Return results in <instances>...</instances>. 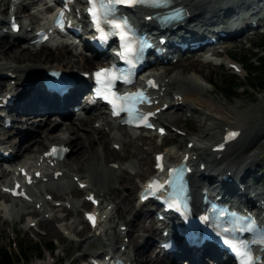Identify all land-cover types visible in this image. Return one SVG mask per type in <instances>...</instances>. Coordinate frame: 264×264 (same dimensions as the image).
I'll return each instance as SVG.
<instances>
[{
    "label": "bare ground",
    "instance_id": "bare-ground-1",
    "mask_svg": "<svg viewBox=\"0 0 264 264\" xmlns=\"http://www.w3.org/2000/svg\"><path fill=\"white\" fill-rule=\"evenodd\" d=\"M172 1L175 5H181L188 13V18L183 21L181 28L170 31V34L172 36H175L176 32L180 29L182 31L186 30L187 32H189V34H191L192 31L199 29L201 25H204L202 26V32H213V30L210 28L216 26L215 23H217L218 21L222 23V21L226 20L228 21V26L232 27L237 25V27L234 28L238 29V27L243 22L245 23V21H247L248 18L254 14L258 1H261L264 5V0ZM35 2L36 0H25L24 4L16 5L11 14L19 17L21 13H24L25 9H28V6H37V3ZM201 3L207 5L205 6L207 8L202 10V8L200 7ZM1 11L4 15H7L8 7H2ZM144 14H147V12H145ZM27 15L28 16H26V18H28L29 23L25 24V26L36 22V24H38L39 19H36V16L34 14ZM262 17H264V15ZM262 17L260 19H262ZM10 37L7 34L0 35V97H2L6 93L14 95L13 103L11 104V106H9L8 109L10 110V113L15 114L17 115V117H19L17 118L18 121H20L19 123H17L18 126L22 127V124L26 122L32 123L33 120H37L38 122L36 123V126L32 132H26V127H22L23 129L21 130L12 128L13 130L11 132L9 130H6L9 132L6 134L4 139H0V147L8 150L10 156H12L13 158L15 157V160H23V165L27 168H32L35 164L39 165V163L44 160L40 158V153L42 151L37 154L38 157L28 158V156H26L27 154L33 153V150L35 148L39 149L43 146L47 147L48 144L54 143L55 139L60 140V142L58 143L68 148L67 153H65L61 161H56V165L52 167L44 168L45 174H43V176H46L47 180H51L53 179L51 177L52 172L55 170H60L62 173L58 178L59 181L52 183L53 186L55 185L54 188H56L58 192L74 189L75 186L77 190H86L85 194H92L93 198L98 201L97 207H100V209L98 210L101 211L100 213L102 215L97 219V227L91 231L93 232L92 236L86 238L82 244L85 245L86 243H90L92 240L101 242L102 237L108 234V230H110L111 228L107 227V221H110L111 216L109 215V212L108 214H105V212L102 211L103 208H105L102 206V204L106 203L107 205H109L111 202L114 203L118 199V202L114 203V208L117 210V212H119L120 210V218L125 221V225H129V230H127L126 227L125 229L124 227L121 229L119 228V226L124 225V223L119 224L118 232H121L122 237L129 236L130 239L127 240L126 243H122L118 248L115 247L114 244H109L107 246L106 252H104V255L108 254L109 252L118 253L120 256L125 258L128 264H186L185 261L182 262L183 260H181L182 263H180V260H177L176 257L174 258V261L172 259L165 260L158 254L159 249L157 250L158 247L156 246L155 240L156 235H159L160 232L158 223L155 222L153 217H150L148 223L146 224V217L142 216L140 213V205L138 203L137 207L133 204L131 205L130 198H128L127 196H121L115 192V185L112 181H109L110 177H108V175L111 172L117 170L120 167L119 164L115 167H107L105 170H103V175H100L98 170L95 169V164H93L95 163L94 160L96 162H102V159L105 160L116 155V152L112 151L108 147V142H111L112 140V143L119 144L120 141L119 136H116L115 134L112 135V139H107L104 137V135H100V150L98 151L96 150L97 148L93 147V144L90 140L91 133H97L98 129L103 125H109L103 115L95 113H83L82 115H77L76 117L72 118L69 117L71 116V111H69L68 109L63 113L61 122H55L53 123L54 125L52 124L51 126L44 125L45 127L43 126V123H45L47 115L43 118H40L38 116L39 119L30 118L33 117L31 116V114L36 113L37 110L48 112L49 107L52 108V106L49 105V102L52 101V104H54L55 101L54 96L46 97L42 93H38L36 95L34 94L33 91H36V84L39 81L37 73H35L38 69H44L47 67H54L57 69L62 68L69 71L71 74L75 71H83L91 68L94 60L89 57H81L80 55L78 56L76 54H73L71 50L66 46H56L53 48L49 47V45L47 44H42L38 48L33 47L30 44L19 46L13 41L14 39H16V37H18V35L13 34ZM231 37L234 38V36ZM103 58L104 54L99 55V61ZM45 61H49L51 63H45ZM52 62L56 64H52ZM232 68L234 70H237L236 64ZM5 74H13V76H6ZM195 74L191 78H180L179 75H175V77L173 78H160L159 75H155L159 82V89L156 92L157 97L155 98L158 100V103L153 105V108L160 106L163 102H168V107L163 111H159L157 119L158 124L160 126H164L165 132H167V128L165 127V123L161 121L160 117L164 115L166 116L165 120L171 119L172 114H170L171 112H169L171 109L173 110V113H175L181 107L188 106L189 110H195L196 112L203 111L201 108H195V103L201 102H199V98L196 97H198V95L200 96V94L205 93V91L207 92L209 86L207 87L205 85L204 82H206L207 79L204 76L198 77L195 76ZM21 81H24L25 85H22L20 83ZM10 82H14V85H11ZM194 94L195 96H190ZM167 95H169V98L166 101ZM42 98H44L45 100H42ZM68 100L69 94L63 97V103H66V101ZM189 100L192 101V103H187V101ZM210 107L209 104H206V106H204V110L208 112V114H200V116L204 118V121L203 123L201 122V125L203 127L200 131L199 136H190L188 138H185L186 142L184 146H182V150H185L188 156L193 155L194 151L196 153H202L203 150H209L208 157L201 156V153L198 154L200 155V160L198 163H203L206 166V170L202 169L201 171L200 169H196L195 174H200V179L204 180L205 182H208L218 174H227L228 176L225 181H220L217 183L215 187L217 192L216 194L224 197L231 195L236 199H246L248 197L247 190H249V188L245 186V179L243 180V178L246 175L248 176V174L250 175L254 171L255 167L259 164L260 159L263 160L264 158V149H262L264 148V144L258 145L259 139L264 136V121H258L255 124L251 125L252 129L250 132H253L252 134H250L248 141L239 143L237 140L230 141L224 144L221 140L223 134L228 129L240 130V137L238 138L241 139L242 135L244 134L243 130L245 129L246 120L240 117L231 118L218 108L213 109ZM93 119H95V121H93L92 123L98 122V124H96L95 127H92V129H89L88 126L90 120ZM76 124L77 126H75ZM57 125H61L62 127L61 131L59 130V133H56ZM79 129H82L83 131L78 132ZM64 133H66V137H60V135H64ZM125 133L126 132L122 134L120 133L121 137ZM11 139L12 141H10ZM17 139H24V141H26L25 145H23L22 147L18 146V141L14 143V141ZM180 142L181 139H179V146H181ZM187 142H191V146L188 148L186 146ZM219 143H222V147L220 149H215L214 147ZM68 145H70L72 149H70ZM252 145H258V147L263 151L256 150L246 155L243 161H238V157L241 156V158H243V153H247L246 151H249L251 149L250 147H253ZM247 147H249L250 149L247 150ZM44 150H46V148ZM72 152H75V158H73L75 159V162L72 160L73 167H76L77 169L82 168L84 171H88L89 169H91L90 166H93V172L87 177H77V179H74V177H76L75 173H73V175H69V173L65 171L66 166L64 165V167H61L62 163L69 162L67 155ZM191 152L192 154H190ZM172 157H174L172 154L167 155V158ZM189 158L191 159V157ZM149 160L150 159L147 153L146 158L142 159L140 162V171L135 175L137 178H142V176H144L147 172L153 171L151 167L152 165L150 166L149 164ZM191 161L193 162L192 159ZM198 163L195 165L196 167H198ZM34 168L36 169V167ZM1 170L2 169L0 168V171ZM195 174H191L193 183L197 179V176ZM135 176L131 175L123 177L122 181L119 179V183L123 184L122 182H124L135 185ZM67 178H70V181H68ZM59 182L61 184H59ZM237 182H242L244 185L242 183H240V185L242 184L243 187H239ZM81 183H83V187L80 189L79 185ZM137 185L138 184H136V186ZM191 194L193 198H196L198 196L197 188H195L193 185L191 188ZM260 195L264 196V191L261 190ZM29 197V200L18 199L22 202L21 209L16 210L15 208H13L12 211L11 209L9 211L6 208L4 209V215L7 214V216H10V212H17L18 214L19 211L21 212V214H23V209H28L29 204L33 203L34 210L28 213H43V217L45 219L49 218L47 214L48 212L44 211L45 205L48 204L49 201L44 200L40 192L36 193L33 190H30ZM82 204L85 205L86 201H82ZM53 206L61 207L60 204H53ZM53 206L52 208H54ZM8 218L10 219V217ZM50 233L55 234L56 231L51 229ZM114 234L117 235L118 233ZM138 239H140V241ZM129 244L133 245V255L128 254ZM84 253H86L88 257H96L98 255V252L86 251ZM189 263L204 264V250L200 251L199 253H195L191 257V261ZM90 264H92V262H90Z\"/></svg>",
    "mask_w": 264,
    "mask_h": 264
},
{
    "label": "rangeland",
    "instance_id": "rangeland-1",
    "mask_svg": "<svg viewBox=\"0 0 264 264\" xmlns=\"http://www.w3.org/2000/svg\"><path fill=\"white\" fill-rule=\"evenodd\" d=\"M0 6L4 7V5L1 3ZM205 6L207 5H204V3H201L200 5L202 10L207 8ZM28 10L29 9H25L24 13L20 14L22 16L25 15L24 19H26L27 21L28 18H26V16H28ZM37 15L35 18L39 19L40 15ZM1 16L5 18L3 13L1 14ZM261 36L262 35L260 33H255L249 35L247 39L242 40L243 36H241L236 37L235 40L225 41L223 43V46H217V49L221 51L220 53H218L219 57L213 58V61L209 63H204V58L190 57L181 58L176 63L171 64L168 68L159 65L157 67L149 69L150 71L159 75L160 78H173L175 77V75H179L180 78H191L195 73L197 74H195V76H204L207 79L204 83L207 87H209L207 89V92L205 91V93L200 94V96L198 95V97H196L199 98V102H201L195 103V108H201L203 111H192L189 110L188 106L181 107L175 113L170 110L169 112H171L170 114H172V118L168 119L169 121L165 120L166 116L164 115L160 117L161 121L165 123V127L167 128V132L161 137H155L152 135V133L147 131H129L123 126H117L115 123L111 122L110 127L109 125H103L98 129L97 133H91L90 140L93 144V147L97 148L96 150L98 151L100 150V135H104V137L107 139H112V134H115L120 138L118 144L120 145V149L116 150L112 147V140L111 142H108V147L112 151L116 152V155L114 157L105 160L102 159V162H96L94 160L95 163H93L95 164V169L98 170L100 175H103V170L109 167L112 161V163H115L116 165L119 164L120 167L108 175V177H110L109 181H112L115 185L114 190L117 194L121 196H127L128 198H130L131 205L133 204L136 207L138 206L136 202L138 185L136 186V184L141 183L143 179H145L147 176H149V174H151V171H149L144 176H142V178H137L135 176L140 171L141 160L146 158V155L148 153V157L150 159L149 164L151 166L153 164V153L157 151H161L162 153H164L166 158L168 154H172L174 156L172 158L167 159L174 160L178 158L179 154L182 151V146H184L186 142L185 138H188L190 136H199L200 131L203 127L201 125V122L203 123L204 121V118L200 116V114H208V112L204 110V106H206V104H209V107L211 106L210 108H218L231 118L240 117L245 119V129L243 127L244 134L242 135L241 139L237 138L235 139V141L238 140L239 143L248 141L250 134H252L253 132H250L252 129L251 125L255 124L258 121H264V95L261 94L260 91L245 85V71L241 64H238V66L240 67L239 71L233 73L232 69L228 67L226 62L237 61L232 57L230 58L229 53L237 54L241 51L249 53L250 48H248V45H251V50L255 51L257 49L256 44L259 42ZM18 45L21 46L20 44ZM218 61H220V63L216 64V62ZM45 63L51 62L45 61ZM52 64L56 63L52 62ZM226 74H234L237 82L242 85L244 84L243 88L238 87L236 89L235 95L232 98H225L220 92L217 91V87L221 85L223 75ZM190 96H195V94ZM168 97L169 95H167L166 100ZM189 101H187V103H192V101ZM74 117L75 116H73L72 118ZM17 118L19 117L16 116L17 123H19L20 121H18ZM30 118L32 119V117ZM93 121H95V119L90 120L88 126L89 129H92V127L94 126V124L92 123ZM22 125L23 128L26 127L28 129H32L29 132H32L36 126V124L33 125V122H26ZM44 125L47 126L50 124L48 121H45V123H43V126ZM75 126H77V124ZM61 128V125H57L56 133H59L61 131ZM82 131V129L78 130V132ZM124 132L126 133L123 134V136L121 137V134ZM3 136L5 135L0 132V137L2 138ZM60 137L65 138L66 133H64V135H60ZM12 139L10 141H12ZM24 139H17L14 141V143L18 141L17 145L22 147L23 145H25L26 142L24 141ZM179 139H181V146H179ZM58 142H60V140H54V143ZM259 144H264V136L259 139L258 145ZM258 145H252L253 147H250V145L249 147L251 149L247 147V150H250L246 151L247 153H243V158L239 156L237 160L243 161L246 155L256 150L263 151L262 149L264 148L260 149ZM68 146L70 147V149H72L70 145ZM45 148L46 146H43L39 149L35 148L33 150V153L27 154L26 156L35 153H40ZM208 151L209 150H203L202 153L200 152L201 154L199 152L196 153L194 151L193 155L191 156L194 157L200 154L201 156L208 157ZM190 154H192V152ZM74 155L75 152L69 153V155H67L69 162L62 163L61 167H64L65 165V171L69 173V175H73V173H75L76 177H87L93 172V166H90L91 169H89L88 171H84L82 168L77 169L76 167H73L72 160L75 162V159H73L75 158ZM200 155H198L197 158ZM260 162L255 167L254 171L250 175H246L247 177L245 176L243 180L245 179V181L247 180V182L250 183L251 179L258 176V181H260V184L262 181H264V158L263 160L260 159ZM131 175L135 176V185H131L129 183L124 182H122L123 184L119 183V179L122 181L123 177ZM220 176L221 175H217L216 177L220 178ZM67 179L68 181H70V178ZM54 187L55 185L53 186L52 183L47 182L42 183V185H40L39 187H34V191L36 193L40 192V194H42L43 199L49 201V203L45 205L44 209V211L48 212L47 214L49 218L47 219L43 217V213H28L34 210L33 203L29 204L28 209H23V214H21V212L19 211L18 214L17 212H10V216H7V214L4 215V209L6 208L9 211L10 209L12 211L13 208H15L16 210L21 209L22 202L18 199L10 200L4 195H0V209L2 210L0 211V247L5 248L11 254H14L18 251L17 246L14 245L15 242H22L27 245L36 244L42 252L38 257L36 255V252L33 250L28 255L26 264H89L87 254L84 252H98L104 249L106 252L107 246L109 244H114L117 248L120 247V245L122 244L121 239L124 240V238L120 237L118 234L115 235L114 233H117L119 224L124 223L125 225V221L120 218V210L119 212H117V210L114 208V203H117L118 199L114 203L111 202L112 204L110 203L109 205H107L106 203L102 204L103 207H106L105 212H109V215L111 216L110 221H107V227L111 228L110 230H108V234L102 237L101 242L92 240L90 243H86L84 245L82 244L83 241L86 238L92 236L93 234V232H91L92 229H89V227L83 220V211L90 208L89 202L86 201L84 198L86 190H77L74 186V189L58 192ZM260 190H264V186H261ZM49 196L54 198H49ZM84 200L86 201L85 205L82 204V201ZM55 201L59 202L61 207H54L53 204L56 203ZM52 206L54 208H52ZM139 208L141 215L146 217L145 223L147 224L150 217H152L151 212L148 210V205H142ZM8 217H10V219ZM125 227L127 228V230H129V225L126 224ZM51 229L55 230L56 233H50ZM129 239L130 238L128 236L127 240ZM138 240L140 241V239ZM48 241H51L54 246V250L51 252H48L43 249V243ZM123 243L126 242L124 241ZM133 250V245L129 244L128 251L130 255H133ZM180 263L182 262L180 261ZM14 264H21V262L15 261Z\"/></svg>",
    "mask_w": 264,
    "mask_h": 264
},
{
    "label": "snow or ice",
    "instance_id": "snow-or-ice-1",
    "mask_svg": "<svg viewBox=\"0 0 264 264\" xmlns=\"http://www.w3.org/2000/svg\"><path fill=\"white\" fill-rule=\"evenodd\" d=\"M88 3L89 16L99 34L98 38L102 43H106L111 36H118L121 42V52L119 53V55L128 63L129 69H132L135 67L132 57L136 55L138 50L142 51L143 48L147 47L148 45L144 44L142 41L137 40L136 34L133 28L130 26L127 18L122 17L118 14V6H135L144 4L146 6L160 7L168 5L170 3V0H88ZM137 45H139V49H137ZM115 71V69H101L94 74L97 83L100 86L97 91L98 95H103V89H105L106 87H111L113 85V82L118 79L123 78L125 82H128L127 77L116 75ZM105 98L107 97L105 96ZM116 99L123 102V106L120 108V110L127 112L129 116L128 122H132L135 119L145 118L140 114L138 110L139 104L147 103V100L144 98V93L142 91H138L137 93L130 94L124 97H116ZM129 101L133 102V107L127 106V103ZM109 103L113 104L114 114H118L116 110V104L113 101H109ZM235 135L236 133H229V137H234ZM159 159L160 158H158V167L160 166ZM174 172L175 170L169 171V184L172 183L171 177ZM155 184L156 182L150 184L149 189L152 190L155 187ZM245 219L246 218H239L236 231L242 232L245 230H251L254 227V222L250 220L246 224H243V226H239ZM225 231H228V229H225ZM225 243L236 255L238 264H258V260H253L247 242H236L226 239ZM259 243L264 244V239L260 240Z\"/></svg>",
    "mask_w": 264,
    "mask_h": 264
},
{
    "label": "trees",
    "instance_id": "trees-1",
    "mask_svg": "<svg viewBox=\"0 0 264 264\" xmlns=\"http://www.w3.org/2000/svg\"><path fill=\"white\" fill-rule=\"evenodd\" d=\"M256 50L250 52L229 53V56L236 59L245 70V85L260 91L264 95V35L256 44ZM244 84L237 82L234 74L223 75L221 85L217 87L225 98H232L235 95L236 89L243 88ZM17 246V253L11 254L8 250L0 247V264H14L15 261H20L21 264H26L28 255L34 250L39 257L41 249L36 244L27 245L22 242H15ZM43 249L46 251H53L54 246L51 241L43 243Z\"/></svg>",
    "mask_w": 264,
    "mask_h": 264
}]
</instances>
